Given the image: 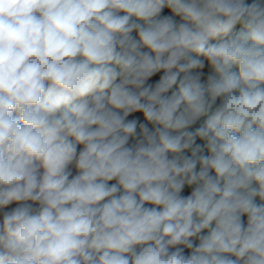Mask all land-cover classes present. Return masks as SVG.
Returning a JSON list of instances; mask_svg holds the SVG:
<instances>
[{
  "label": "clouds",
  "instance_id": "clouds-1",
  "mask_svg": "<svg viewBox=\"0 0 264 264\" xmlns=\"http://www.w3.org/2000/svg\"><path fill=\"white\" fill-rule=\"evenodd\" d=\"M0 264H264V0H0Z\"/></svg>",
  "mask_w": 264,
  "mask_h": 264
},
{
  "label": "crops",
  "instance_id": "crops-1",
  "mask_svg": "<svg viewBox=\"0 0 264 264\" xmlns=\"http://www.w3.org/2000/svg\"><path fill=\"white\" fill-rule=\"evenodd\" d=\"M70 167L72 168L73 174H75V172H76L75 168L73 166H70ZM184 194L185 195L189 194L187 189L185 190V193Z\"/></svg>",
  "mask_w": 264,
  "mask_h": 264
},
{
  "label": "trees",
  "instance_id": "trees-1",
  "mask_svg": "<svg viewBox=\"0 0 264 264\" xmlns=\"http://www.w3.org/2000/svg\"><path fill=\"white\" fill-rule=\"evenodd\" d=\"M154 79H156V78H154Z\"/></svg>",
  "mask_w": 264,
  "mask_h": 264
}]
</instances>
